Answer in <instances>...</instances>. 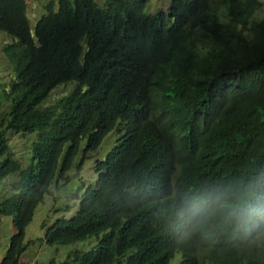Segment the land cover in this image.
I'll use <instances>...</instances> for the list:
<instances>
[{
	"label": "trees",
	"instance_id": "1",
	"mask_svg": "<svg viewBox=\"0 0 264 264\" xmlns=\"http://www.w3.org/2000/svg\"><path fill=\"white\" fill-rule=\"evenodd\" d=\"M147 2L50 0L33 34L27 1L0 0L15 72L0 182L19 176L0 201L15 229L0 264H23L38 206L101 149L75 214L42 224L51 246L95 239L59 264H264V0H171V29ZM10 133L36 134L26 168Z\"/></svg>",
	"mask_w": 264,
	"mask_h": 264
},
{
	"label": "rangeland",
	"instance_id": "2",
	"mask_svg": "<svg viewBox=\"0 0 264 264\" xmlns=\"http://www.w3.org/2000/svg\"><path fill=\"white\" fill-rule=\"evenodd\" d=\"M50 0H29L30 13L33 19H36L41 13L45 12V5ZM104 0H98L100 4H103ZM146 13L157 15L158 12L168 10L171 0H147ZM42 15V14H41ZM31 19L32 33L34 34V28L36 22L41 17ZM264 17V12L257 15V19ZM0 124L5 113L9 111V102L5 97V89H9L12 79L15 77L14 69L4 54L6 37L13 40L12 37L0 32ZM6 36V37H3ZM74 83L63 84L54 89L49 98L46 100L43 107L54 104L61 97L69 94L74 87ZM36 134L26 135H13L9 134V144L11 150L14 153V158L20 161L23 168H26L30 164L31 160V147L32 142L35 140ZM115 133L108 137V144L114 141ZM85 143H82L81 149H83ZM102 149L97 153L91 154V157L85 161L80 169L76 168V164L79 162L80 155L76 160L75 165L67 172L69 182L65 185H61L60 189L51 188L50 193L46 195L44 202L36 209L33 221L26 228V242L31 241L27 252L23 256V264H34L35 262L46 264L51 260H55L56 264L63 262L67 256L75 251H88L95 244V239H87L72 245H56L51 246L38 240L43 238L44 230L42 229V223L52 224L58 218L71 217L74 215L76 206L78 203L77 195H81L83 192V185L93 183L97 177L94 172V164L96 158L105 157V150L101 153ZM19 180V176L13 174L0 182V201L12 191V184ZM63 183V181H62ZM68 206H70L69 209ZM67 210H69L67 212ZM15 233L13 226V219L9 216H0V262L5 256L12 235ZM171 264H181V255L176 254L175 259Z\"/></svg>",
	"mask_w": 264,
	"mask_h": 264
},
{
	"label": "clouds",
	"instance_id": "3",
	"mask_svg": "<svg viewBox=\"0 0 264 264\" xmlns=\"http://www.w3.org/2000/svg\"><path fill=\"white\" fill-rule=\"evenodd\" d=\"M27 1V3H28V17H29V19H30V23H31V19H33L32 18V16H31V13H30V7H29V0H26ZM147 1V0H146ZM148 3V2H147ZM171 5L172 4H170L169 5V7H168V10H166V11H161V12H158V14L157 15H160V14H162V15H160L158 18H160V17H162V16H164L165 18H166V20L167 19H170V29L173 27V25H174V23H175V21H173L172 20V18H171V16H170V12H169V9L171 8ZM45 12H43V13H41L42 15L44 14ZM30 14V15H29ZM40 14V15H41ZM39 15V16H40ZM41 15V16H42ZM149 15H152V14H149ZM38 16V17H39ZM156 16V15H155ZM37 17V18H38ZM36 18V19H37ZM41 18V17H40ZM39 18V19H40ZM36 19H33V20H36ZM38 19V20H39ZM7 35V34H6ZM0 36H2V34H0ZM3 37H6V36H3ZM3 42H5V46L7 45V44H11V43H13L14 42V39L13 40H10L8 37H6V39L3 41ZM5 48V47H4ZM4 50V49H3ZM4 54H5V52H4ZM6 55V54H5ZM7 57V56H6ZM7 59H8V57H7ZM9 60V59H8ZM11 63V62H10ZM12 65V64H11ZM13 66V65H12ZM63 85V84H62ZM56 89V88H55ZM1 104V103H0ZM36 138V137H35ZM102 159V158H101ZM23 168V167H22ZM95 172V171H94ZM97 175V174H96ZM97 178V177H96ZM96 180V179H95ZM86 185H88V184H86ZM84 186L85 185H83V190H84ZM83 193V192H82ZM82 193H81V195H82ZM79 196L80 195H77V197L79 198ZM78 198H77V200H78ZM78 203H79V200H78ZM78 203H77V206H76V210H75V212L77 211V207H78ZM178 207H179V204H178ZM180 207H181V204H180ZM70 208V206H68V208L67 209H69ZM182 210V209H181ZM69 210H67V212H68ZM178 211V208H177V210H176V212ZM253 211H255V210H253ZM75 214V213H74ZM184 214V213H183ZM185 215V217L187 218L186 220L187 221H185V222H182V223H180L176 228H175V230H174V232H176V235H178V236H182V234H186V233H188L189 231H190V229H191V227H192V225H190V224H188L189 222H190V220L192 219V217L191 216H189V215H187V214H184ZM73 216V215H72ZM71 216V217H72ZM63 217H65V216H63ZM176 217V216H175ZM174 217V218H175ZM66 218H70V217H66ZM173 218V219H174ZM58 219H60V218H58ZM47 222V221H46ZM43 224V223H42ZM48 225H49V223H47ZM51 225V224H50ZM43 229V228H42ZM44 230V229H43ZM44 243V242H43ZM177 254V253H176Z\"/></svg>",
	"mask_w": 264,
	"mask_h": 264
},
{
	"label": "crops",
	"instance_id": "4",
	"mask_svg": "<svg viewBox=\"0 0 264 264\" xmlns=\"http://www.w3.org/2000/svg\"><path fill=\"white\" fill-rule=\"evenodd\" d=\"M30 15V14H29Z\"/></svg>",
	"mask_w": 264,
	"mask_h": 264
}]
</instances>
